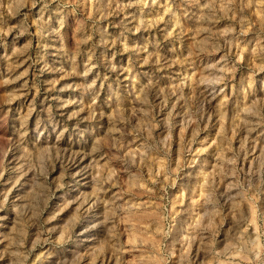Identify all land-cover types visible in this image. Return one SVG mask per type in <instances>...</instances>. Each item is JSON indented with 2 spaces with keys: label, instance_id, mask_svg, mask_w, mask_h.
<instances>
[{
  "label": "rangeland",
  "instance_id": "obj_1",
  "mask_svg": "<svg viewBox=\"0 0 264 264\" xmlns=\"http://www.w3.org/2000/svg\"><path fill=\"white\" fill-rule=\"evenodd\" d=\"M0 264H264V0H0Z\"/></svg>",
  "mask_w": 264,
  "mask_h": 264
}]
</instances>
